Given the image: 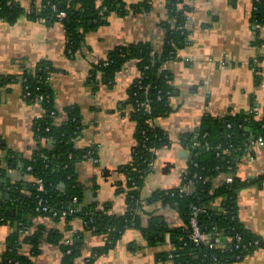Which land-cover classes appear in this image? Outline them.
Instances as JSON below:
<instances>
[{"label": "crops", "instance_id": "crops-1", "mask_svg": "<svg viewBox=\"0 0 264 264\" xmlns=\"http://www.w3.org/2000/svg\"><path fill=\"white\" fill-rule=\"evenodd\" d=\"M13 1L29 11L40 8L44 0ZM129 1L148 2L150 10L131 9L125 15L109 14L106 22L87 33L83 46L74 54L67 48L62 22L49 25L26 14H18L13 20L0 19V81L18 78L24 70H33L43 61L51 63L57 120L65 121L66 108L78 106L84 129L76 139V146L94 148L96 153V157H87L77 167L79 179L86 186L84 202H97L99 208L110 202V212L115 215L128 210L127 195L119 192L118 186L125 181L120 167L132 161L138 146L136 124L125 106L130 86L139 78L140 69L137 60H129L114 83L98 86L90 81V72L121 45L151 41L161 52L166 36L164 23H176L170 17L169 0ZM177 5L188 18L184 43L177 47L176 57L165 64L173 74V110L155 121L168 132L171 145L157 151L153 171L146 176L141 189L145 200L157 190L182 186L193 154L182 146L181 137L198 132L205 118L241 113L255 114L257 118L264 116V30L261 31L263 43L258 45L252 24L254 0H180ZM256 65L260 69L256 70ZM102 75L101 71L97 72L98 79ZM42 114L43 108L38 102L26 99L22 82L2 86L0 144L30 156L36 146L33 123ZM22 174L21 165L8 171L12 182ZM237 174L241 179L264 175V143L253 145L241 155ZM235 202L240 223L264 241V181L238 190ZM212 205L222 210V198L215 199ZM140 213L145 227L152 218L170 226L184 224V217L176 206L162 201L145 202ZM39 218L36 224L46 225V236L56 228L64 233L63 240L67 242L75 232H82L79 239L83 241L82 254L76 264H176L170 257L159 256L173 248L168 234L165 240L156 241L140 228H127L114 247L95 253L89 262L94 249L105 244L104 236L86 230L79 218L72 221L70 230L64 219ZM15 228L10 223H0V252L4 251L6 240ZM211 239L220 246L229 241L222 233L212 235ZM62 256L58 245L43 241L41 252L33 259L35 264H61ZM225 264H264V248Z\"/></svg>", "mask_w": 264, "mask_h": 264}, {"label": "trees", "instance_id": "trees-1", "mask_svg": "<svg viewBox=\"0 0 264 264\" xmlns=\"http://www.w3.org/2000/svg\"><path fill=\"white\" fill-rule=\"evenodd\" d=\"M179 1L169 0L170 17L176 23H164L166 36L161 52L151 41L121 45L90 72V81L98 86L114 83L116 75L129 60H137L140 69L141 76L131 84L125 106L130 109L129 116L136 124L138 146L132 161L120 167L125 181L124 185L119 184L118 191L125 192L128 201V210L124 214L111 213L110 202L102 208L97 202H84L86 186L79 179L77 167L87 157H96V153L94 148L76 146V139L84 129L78 106L67 107V119L57 120L59 113L51 84L54 71L51 63L43 61L33 70H24L18 78L7 77L0 81V92L8 82H22L26 99L38 102L43 108V114L33 123L36 146L30 156L0 144V223L16 227L8 236L4 251L0 252V264H35L33 257L41 252L43 241L59 246L63 255L61 264H76L82 254L83 241L79 240L82 232H75L72 240L66 242L61 230L53 228L46 236V225L43 222L36 224L39 217L60 220L54 212H66L67 230L72 228V221L79 218L86 230L105 237V244L94 249L89 262L95 253L107 252L114 247L130 227L140 228L156 241L165 240L168 234L173 248L159 256L170 257L176 264H225L264 248V241L240 223L235 202L238 190L264 181V175L241 179L237 174L241 155L252 147V141L264 138V116L257 118L255 114L241 113L205 118L198 132H188L181 137L182 146L193 154L181 187L192 180L193 192L181 194L180 187L157 190L147 200L142 197L145 178L153 171L152 163L157 156L153 149L171 145L168 132L158 125L152 126L150 120L167 116L173 110V74L165 64L176 57L177 47L184 43L187 34V15L183 9H178ZM254 5L257 8L253 11L252 23H264V0H254ZM131 9L150 10V5L148 2L133 4L129 0H44L40 8L26 11L13 0H0V19L13 20L18 14H26L34 19H44L51 25L58 22L59 13L65 11L67 16L62 23L68 39L67 48L74 54L83 46L87 33L106 22L109 14L125 15ZM255 30V43L261 45L262 30ZM255 69L260 67L256 65ZM98 71L103 73L101 79H98ZM41 95L42 100L39 99ZM146 103H149V109ZM229 144L233 147L226 152ZM20 165L22 177L12 182L8 171ZM223 173L232 174L233 182L216 185L214 179ZM38 178L43 182V190L36 182ZM217 198H222L223 209L220 211L212 205ZM39 201L47 206L46 211L42 210ZM158 201L176 206L184 217V224L170 226L152 218L148 226H143L140 211L144 203ZM192 204L201 208V228L211 236L226 235L227 245L220 246L212 239L209 244H196L189 238Z\"/></svg>", "mask_w": 264, "mask_h": 264}, {"label": "built area", "instance_id": "built-area-1", "mask_svg": "<svg viewBox=\"0 0 264 264\" xmlns=\"http://www.w3.org/2000/svg\"><path fill=\"white\" fill-rule=\"evenodd\" d=\"M256 8L257 7L254 5V9H256ZM66 16H67V13L65 11H61L59 13V15H58V17H59V21L58 22H62V19L65 18ZM186 17L188 18V15ZM42 20L45 21L44 19H42ZM252 24H253L254 29L264 30V23H261L259 21H256L255 23H252ZM43 98H44L43 95H41L39 97L40 100H42ZM146 107L148 109L150 108L149 103H146ZM155 121H156V119L150 120V123H151L152 126H157L156 123H155ZM257 143H264V138L263 137H259L256 141H252V144L253 145H255ZM232 147H233V144H229V146L227 148H225V151L226 152H229V150ZM153 150L156 153L158 151L157 148H154ZM155 161H156V159H155ZM155 161L152 163L153 165H155ZM36 182L39 185V189L40 190H43V182H42V180L40 178H38V179H36ZM222 182H225V183H231V182H233V176H232V174H230V173L229 174L228 173L227 174L226 173H223V174H220L219 176H217L214 179V183L216 185H218V184H220ZM193 190H194V182L192 180L189 181L186 186L180 188L181 194H188V193L193 192ZM39 204L42 205V210L43 211L44 210L45 211L47 210V206L43 205V202L42 201H39ZM191 210H192V215H191V218H190V221H189V225H190L189 238L193 242H195L196 244H209L210 243V240H211V235L209 233L205 232L201 228L200 221H199V213L201 211V208L198 205L192 204L191 205ZM54 216H59L60 217V220L61 219H65L66 212H62V213L54 212ZM40 218H42V217H40ZM73 237L74 236H72V238ZM71 240L72 239H70L68 241H71Z\"/></svg>", "mask_w": 264, "mask_h": 264}]
</instances>
